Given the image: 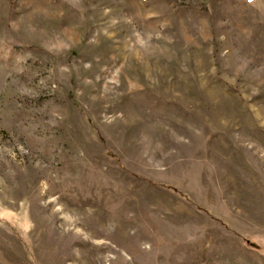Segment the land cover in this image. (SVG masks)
<instances>
[{
	"label": "rangeland",
	"instance_id": "obj_1",
	"mask_svg": "<svg viewBox=\"0 0 264 264\" xmlns=\"http://www.w3.org/2000/svg\"><path fill=\"white\" fill-rule=\"evenodd\" d=\"M0 264H264V0H0Z\"/></svg>",
	"mask_w": 264,
	"mask_h": 264
}]
</instances>
